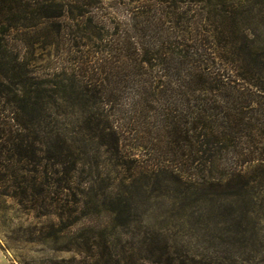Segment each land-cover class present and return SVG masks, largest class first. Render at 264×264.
I'll use <instances>...</instances> for the list:
<instances>
[{
  "label": "rangeland",
  "instance_id": "1",
  "mask_svg": "<svg viewBox=\"0 0 264 264\" xmlns=\"http://www.w3.org/2000/svg\"><path fill=\"white\" fill-rule=\"evenodd\" d=\"M135 6L105 0L94 6V19L67 15L16 33L13 45L37 81L63 73L51 81L69 87L76 73L80 85L90 77L128 82L121 95L126 108L141 80L136 42L128 53L124 43ZM204 8L196 11L215 30L217 67L264 88V0H215ZM67 92L65 98L55 92L45 99L48 107L35 112L12 110L4 99L0 104L20 122L43 116L40 126L14 128V161L23 158L25 174L40 177L46 200L35 212L0 198V248L12 264H264L263 163L236 168L226 150L174 169L173 150L155 146V134L134 139L129 130L118 148L104 146L83 124L95 109L82 108L81 88ZM149 166L168 171L152 175L144 169ZM25 234L35 242H26Z\"/></svg>",
  "mask_w": 264,
  "mask_h": 264
},
{
  "label": "trees",
  "instance_id": "2",
  "mask_svg": "<svg viewBox=\"0 0 264 264\" xmlns=\"http://www.w3.org/2000/svg\"><path fill=\"white\" fill-rule=\"evenodd\" d=\"M103 1L0 0V104L4 99L12 110L28 108L35 112L47 108L45 99L55 92L65 98L68 88L75 93L79 86L82 108L95 109L83 118V124L92 139L104 146L113 144L118 148L129 130L134 139L139 138L138 133L144 139L155 134V146L173 150L174 169L181 164L190 168L194 162L209 161L226 150L232 152L236 168L255 161L264 164V88L247 78L239 82L231 69L217 67L215 30L197 13H204V5H213L215 0H123L137 5L128 10L133 24L124 37L125 51L131 50L133 40L137 46L134 54L139 51L141 59L135 66V77L141 80L133 85L137 90L126 108L121 95L128 90V82L121 86L90 77L80 85L75 73L68 87L51 81L63 73L38 81L32 77L21 52L13 45V36L76 13L80 18L92 15L89 18L94 19V6ZM82 5L85 10L76 8ZM260 56L264 71V54ZM163 79H168L166 85ZM251 86L258 90L252 91ZM8 108L0 107V198L40 212L46 200L40 190L41 179L37 175L30 179L25 174L28 170L23 158L14 161L19 153L14 128L40 126L43 116L31 118L29 123L20 122L19 116L4 115ZM144 169L152 175L168 171L150 166ZM22 237L26 242H35L31 234Z\"/></svg>",
  "mask_w": 264,
  "mask_h": 264
},
{
  "label": "crops",
  "instance_id": "3",
  "mask_svg": "<svg viewBox=\"0 0 264 264\" xmlns=\"http://www.w3.org/2000/svg\"><path fill=\"white\" fill-rule=\"evenodd\" d=\"M0 264H12L6 253L0 248Z\"/></svg>",
  "mask_w": 264,
  "mask_h": 264
}]
</instances>
